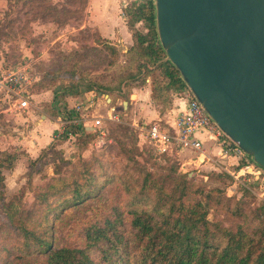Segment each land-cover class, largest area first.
Listing matches in <instances>:
<instances>
[{
	"label": "rangeland",
	"instance_id": "rangeland-1",
	"mask_svg": "<svg viewBox=\"0 0 264 264\" xmlns=\"http://www.w3.org/2000/svg\"><path fill=\"white\" fill-rule=\"evenodd\" d=\"M87 8L88 0H0V67L30 62L41 76L55 70L65 71L67 76L63 77V82L48 85L41 81L33 86L31 110H34L35 118L24 120V124L19 119L26 117L27 113L13 119L4 116L7 99L0 94V151L6 148L19 153L14 167L3 171L5 199L13 205L11 209L26 217L34 207L35 193L56 175L53 171L56 164L61 166V173L66 174L74 165L91 159H98L113 171L121 169L127 162L119 146L123 143L129 147L134 159L152 172L154 177H166L175 170L178 175L190 180L193 186L189 198L192 201H207L209 220L233 229L243 226L247 230L254 227V217L264 221V191L259 180L253 173L239 170L237 162L221 163L214 157L208 161L212 166L200 169V166L196 167L189 161L195 159V153L199 156L198 152L182 149L175 157L159 155L145 137H139L132 123L143 121L139 112L142 111L141 103L145 101L139 97L146 87L149 88V78L144 81L142 76L126 78L128 68L122 49L98 35L87 22ZM108 45L115 46L117 52H113ZM70 81L75 85L73 91L81 97L87 88L86 83L101 87L116 106L119 120L104 121L110 142L96 147L92 145V137L80 140L78 137H63L55 142V146L37 167L31 168L30 160L36 158L39 152V146L34 144L36 138L34 135L29 137V147L15 142V139L20 136L22 127L26 132L35 128L34 120L41 112L56 116L55 101L58 97L73 95L72 90L65 87V83L70 84ZM103 106L99 113L106 115L107 109ZM28 148L29 152L26 151ZM58 156L70 163L62 164ZM225 168L237 177L231 176ZM99 202H121V192L116 181L103 187L99 196L91 199L90 205L75 206L55 221L53 246L78 242L80 238L76 234L81 222L95 213L93 208ZM7 220L0 203V264H36L41 256L21 257L18 252L6 255L4 247L10 245V239L6 238L9 235L6 231L9 229Z\"/></svg>",
	"mask_w": 264,
	"mask_h": 264
},
{
	"label": "trees",
	"instance_id": "trees-1",
	"mask_svg": "<svg viewBox=\"0 0 264 264\" xmlns=\"http://www.w3.org/2000/svg\"><path fill=\"white\" fill-rule=\"evenodd\" d=\"M125 13L132 22L143 21L148 29L145 34L133 33V44L123 53L126 78H149L150 97L162 112L170 104V92L185 84L159 44L152 0L131 6ZM108 48L115 53L118 50L112 45ZM64 72L47 71L36 84L63 82L67 77ZM86 85V90L102 91ZM65 87L75 90L73 81ZM95 136L94 131L84 130L77 137ZM54 146L55 142L49 144L31 159V168L37 167ZM119 146L127 162L117 171L98 159L82 161L67 174L54 165L56 175L35 193L34 207L26 217L12 210L13 205L5 199L3 171L14 167L19 153L1 150L0 203L9 223L6 238L10 239V245L4 247L6 255L41 256L36 264H264L263 220L254 217L250 230L209 220L207 201L189 198L190 180L175 170L166 177H154L134 159L129 147ZM58 161L70 163L60 156ZM113 181L120 188L121 202H99L93 208L95 213L81 222L78 242L53 246L55 221L75 206L90 205L91 199Z\"/></svg>",
	"mask_w": 264,
	"mask_h": 264
},
{
	"label": "water",
	"instance_id": "water-1",
	"mask_svg": "<svg viewBox=\"0 0 264 264\" xmlns=\"http://www.w3.org/2000/svg\"><path fill=\"white\" fill-rule=\"evenodd\" d=\"M152 3L165 59L217 128L264 169V0Z\"/></svg>",
	"mask_w": 264,
	"mask_h": 264
},
{
	"label": "built area",
	"instance_id": "built-area-1",
	"mask_svg": "<svg viewBox=\"0 0 264 264\" xmlns=\"http://www.w3.org/2000/svg\"><path fill=\"white\" fill-rule=\"evenodd\" d=\"M135 1L137 4H143L149 0ZM40 79L41 75L36 72L30 62H18L14 65L0 67V94L7 99L3 110L4 114L13 116L31 108L33 106L32 88ZM180 92L187 100V110L176 117L175 130L164 128L158 121H152L145 126L136 125V129L145 136L156 153L175 157L180 150L189 149L211 161L214 158L205 153L202 140L198 136L205 133L219 146V155L233 158L237 162L239 170L253 173L264 191V169L255 164L250 155L246 154L217 128L186 86L182 87ZM56 107L55 118L58 125L56 138L77 137L82 135L84 130H91L96 133L92 140L93 146L100 147L110 142L109 131L102 123L104 117L99 114L96 116L89 114L90 108L93 107V98H88L87 104L76 102L72 107H68L58 100ZM89 119L92 120L91 124L87 123ZM105 119L119 120V113L114 106L107 110ZM225 171L231 176L237 177L228 168H225Z\"/></svg>",
	"mask_w": 264,
	"mask_h": 264
},
{
	"label": "crops",
	"instance_id": "crops-1",
	"mask_svg": "<svg viewBox=\"0 0 264 264\" xmlns=\"http://www.w3.org/2000/svg\"><path fill=\"white\" fill-rule=\"evenodd\" d=\"M136 5L137 2L135 0H88L87 22L95 28L98 35L102 39H105L109 44L119 46L122 49V52L125 53L133 44V33L139 32L145 34L148 30L143 21L138 20L136 22H132L130 20V16L125 13L127 8H130L131 6L134 7ZM180 90L176 92H170V104L162 112H160L159 107L151 102L152 99L150 97V86L149 88L146 87L145 91L141 94V97H139V99L141 98L143 101H145L141 103L140 108L142 111L139 112V116H141L143 121L140 123L134 121L132 126L135 128L136 125L145 126L152 121L158 120L160 125L164 128L175 130L176 117L187 110V100L181 95ZM72 93L73 95H64V98L58 97V99L55 101V106L58 100L64 105L72 107L76 102L87 104L88 98H93V107L89 110V114L92 116H96L98 114L102 115L99 113V110L103 104V107L107 110L109 108L111 109L113 106L116 109V106L113 104L112 100L108 98V95L104 94L102 91L85 90L82 93V97L80 95L74 94V91H72ZM132 96L135 97V95ZM152 103L154 105H152ZM31 108L23 112L24 114L27 113L28 115L19 119L21 124H24L29 119L33 120L35 118V112L33 109L31 110ZM35 109L41 110L40 108ZM23 113L11 116L6 115L3 112L7 119H13L20 115L22 116ZM37 116V119L34 120L35 128L30 132H26V130L22 127L20 129L22 131L19 133L20 136L16 137L15 142H20L23 146H27V143L29 144L31 142L29 137L34 135L36 138L34 144L36 143V146H39V152L37 153L39 154L43 148L47 147L51 143L59 141L60 139L56 138L55 136L58 128L56 118L51 113L46 111L41 112ZM102 116L104 117L102 123L105 127H107V125L104 124V121L107 119H105V115ZM87 123L91 124L92 120L89 119ZM138 135L139 137H145L141 132H139ZM198 136L202 140V146L207 155L211 156L212 158L216 157V160L220 161L221 163H234L233 158H225L219 155V146L213 139L209 138L207 134H199ZM10 139L12 142H14L11 136ZM5 149L6 148H1V150ZM26 151L29 152V148L26 149ZM194 156H196L195 159H190L189 161L196 167L200 166L199 168L202 169L207 166H212L211 163L208 162L207 159H204L203 156H198L197 153H195Z\"/></svg>",
	"mask_w": 264,
	"mask_h": 264
},
{
	"label": "clouds",
	"instance_id": "clouds-1",
	"mask_svg": "<svg viewBox=\"0 0 264 264\" xmlns=\"http://www.w3.org/2000/svg\"><path fill=\"white\" fill-rule=\"evenodd\" d=\"M9 187H11L12 185H11V183H9V185H8Z\"/></svg>",
	"mask_w": 264,
	"mask_h": 264
}]
</instances>
